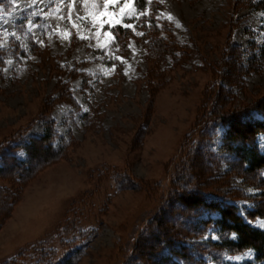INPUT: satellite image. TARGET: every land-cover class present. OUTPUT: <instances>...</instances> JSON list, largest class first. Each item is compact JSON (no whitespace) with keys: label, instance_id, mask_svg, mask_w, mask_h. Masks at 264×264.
<instances>
[{"label":"rangeland","instance_id":"obj_1","mask_svg":"<svg viewBox=\"0 0 264 264\" xmlns=\"http://www.w3.org/2000/svg\"><path fill=\"white\" fill-rule=\"evenodd\" d=\"M258 1L135 6L148 15L125 21L144 36L117 28L104 50L92 0H0V155L26 161L23 144L45 127L52 146L64 147L59 160L42 163L43 153L36 172L20 179L1 173L0 264H178L170 250L182 247L183 264H264L254 250L230 245L236 236L208 221L218 215L182 207L188 196L224 202L264 232V167L247 172L221 151L225 128L205 130L213 107L264 119V13L251 7ZM149 30L174 53L152 61ZM124 178L137 189L118 190ZM159 221L171 233L166 247L151 240Z\"/></svg>","mask_w":264,"mask_h":264},{"label":"trees","instance_id":"obj_2","mask_svg":"<svg viewBox=\"0 0 264 264\" xmlns=\"http://www.w3.org/2000/svg\"><path fill=\"white\" fill-rule=\"evenodd\" d=\"M135 6L137 9H144L147 6V3L145 0H135ZM251 7L264 13V0L252 3ZM118 30L120 31V34L121 31H124L121 28H118ZM156 32V30H149L144 37L148 56L152 61L158 60L163 55H167L166 53H174V51H170V45L172 44L161 38L159 32ZM261 53L264 55V47ZM215 109L216 108L213 107L207 117H205V130H208L209 128H217L219 126L225 128L221 151L227 156L234 158V160H237L242 167H246L247 172H254L263 168L264 154L259 152L256 139L259 134H264V119H254L249 111L236 112L227 116L217 109V112L215 113ZM87 117L88 114L83 116L84 119ZM210 117H215L216 121L213 120L211 123H208L207 120L210 119ZM42 142L47 146V149L44 152L39 146H34L37 143ZM51 142L52 133L49 127H45L44 134L40 139H32L30 142L23 144L22 148L27 155L26 161L19 160L14 152L13 154L2 153L0 155V175L4 172L5 174L7 173V175L10 174L14 177L17 176L16 179H20L21 176L26 173L31 174L36 172L35 170L38 168L36 167V164L41 162H38L37 158L43 153L45 154V157L42 159V163L47 164L59 160L62 157L61 153L64 147H53ZM9 162H12V164ZM26 176L27 175L24 177ZM182 177L181 179H184V177ZM130 181L131 182H128L124 178L122 182H117L119 184L118 190L137 189V187L132 184L134 182L132 180ZM182 207L187 208L186 211L193 210V212L198 208H205L209 213L218 215V218L214 220L208 219V221H213V224L221 231L232 233L236 236V242L230 243V245L237 249H252L256 252L257 261L264 260V232L247 225L237 214V211L233 206L227 205L224 202L209 200L205 197L199 198L196 196H188L182 198ZM156 228H160L162 231H160L159 234L152 233L151 240L159 247H166L169 243L168 240L170 241L171 233H169L168 229L163 227V224L160 221L158 222V225H156ZM94 232L95 231H93L92 234ZM170 251L174 257L182 260L185 259L186 252L184 247L180 248L179 251L175 249ZM158 256L160 257L159 253L153 255L155 259ZM74 260L75 258H67L62 264H72V261ZM162 260H167L168 262L166 261L161 264H177L176 262H172V260L161 259V261ZM153 264H157V262H153Z\"/></svg>","mask_w":264,"mask_h":264},{"label":"snow or ice","instance_id":"obj_3","mask_svg":"<svg viewBox=\"0 0 264 264\" xmlns=\"http://www.w3.org/2000/svg\"><path fill=\"white\" fill-rule=\"evenodd\" d=\"M10 2L15 4L16 0H10ZM84 2L87 4L89 0H84ZM92 2L93 9L95 10L89 12V16L91 18L92 25L95 28L98 48L107 50L109 46L113 45V43L116 41L113 30L117 28L129 30L139 37L144 36V33L137 31L136 24L125 21L126 17L129 19H139L148 15L146 11H137L135 8V0H103L102 8L99 9H97L95 0H92ZM153 2L154 0H147L149 5L153 4ZM70 18L71 17L69 15V19ZM167 19L171 20L172 17L168 16ZM31 23L32 22L29 21L30 27ZM105 25H107L108 29L110 30L104 31ZM73 27H78V25L73 24ZM148 27H152L151 22H149ZM62 35L65 39H68L70 33L64 32ZM80 39L87 40L88 37L81 35ZM109 55H111V53H109ZM114 59L118 60L121 64L125 62V57L123 56H115ZM113 67H115V65H113ZM261 142L264 143V137H262ZM260 175H264V170L260 172ZM178 264H183V260H179Z\"/></svg>","mask_w":264,"mask_h":264}]
</instances>
